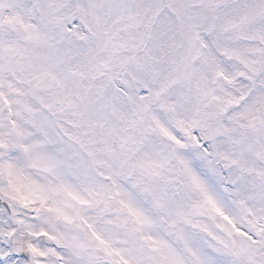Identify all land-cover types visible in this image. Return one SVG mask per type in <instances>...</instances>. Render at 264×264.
Masks as SVG:
<instances>
[{"label": "snow or ice", "instance_id": "obj_1", "mask_svg": "<svg viewBox=\"0 0 264 264\" xmlns=\"http://www.w3.org/2000/svg\"><path fill=\"white\" fill-rule=\"evenodd\" d=\"M0 264H264V0H0Z\"/></svg>", "mask_w": 264, "mask_h": 264}]
</instances>
